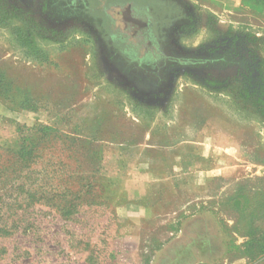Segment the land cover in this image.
I'll list each match as a JSON object with an SVG mask.
<instances>
[{
    "label": "rangeland",
    "instance_id": "rangeland-1",
    "mask_svg": "<svg viewBox=\"0 0 264 264\" xmlns=\"http://www.w3.org/2000/svg\"><path fill=\"white\" fill-rule=\"evenodd\" d=\"M89 12L60 34L35 31L39 59L11 27L34 15L0 24V103L17 114L0 122V147L39 142L21 181L43 197L70 190L64 198L79 206L63 218L10 189L0 264H255L264 257V215H249L264 201V4L89 0ZM160 40L174 57L234 50L238 66L167 62L159 81L104 59L107 41L134 59L158 56Z\"/></svg>",
    "mask_w": 264,
    "mask_h": 264
},
{
    "label": "trees",
    "instance_id": "trees-1",
    "mask_svg": "<svg viewBox=\"0 0 264 264\" xmlns=\"http://www.w3.org/2000/svg\"><path fill=\"white\" fill-rule=\"evenodd\" d=\"M253 1L264 4V0ZM0 2H4L3 4L0 3V24H7L8 19L5 18L6 14L9 15L11 13L14 16L19 12H24L29 16L34 15L31 19L24 20L23 27H17L16 25L11 24L14 35L21 41V46L24 47V55L34 59H39V56L42 55L40 49L36 47L34 41L32 40V34H34L35 31L38 32L41 30L42 32L49 33L51 35L60 34L61 31H58V29L68 25L70 23V17H82L83 22H87L88 19H90L89 0H40V5L36 10H26L24 7L21 8L19 6V0H2ZM12 15L11 17H13ZM36 15H39L41 18L35 19L34 17ZM36 20H38V22ZM100 26L103 28L101 24ZM106 48L112 49L113 52H118L119 50V47L112 41H107ZM234 56H236L234 54V50L229 51L227 49L218 54H214L212 57L198 58L192 56H179L173 58L176 61L175 65L177 66H186L189 68L202 67L211 70L218 69L220 67L238 66L237 63L239 61L235 59L237 56ZM173 58L170 59L172 60ZM139 65L143 68H147L144 64ZM19 109L29 110L28 108H25L23 102L20 103ZM41 132L46 133L43 134V136H47V133L48 135L54 134L53 137L57 135V133L53 132L51 129L44 128ZM42 139L43 137H41V140ZM21 141L22 142L17 146V150L15 152L11 149L0 147V152L5 153L4 157L0 154V204L1 202L2 205L5 204V202L6 204H13L15 200L13 202L10 201L9 197H7L8 191L10 189H20L21 192L25 190V197L21 200V203L26 204L25 207H29L34 204L47 206L48 204V207L54 208L61 217H72L75 213H77V208H79V206L74 200L64 198L66 192L71 194L72 191L66 190L61 198H56V196L43 197L41 195L44 194L42 191H39L38 186H35V189L29 187L31 189L30 190L27 185L25 186V182H22L24 179L29 181L28 175L33 171V168L31 167L37 164L40 160L41 157L39 154L42 151V148L39 146V142H31V139ZM24 172L26 175H23ZM21 179L23 180L21 181ZM259 202L260 201H256V203L250 207L252 208V212L249 215H251L250 217L252 222L257 219L258 217L256 216L261 215V213L264 215V201ZM238 206L239 203L236 201L235 207L237 208ZM9 217H11V215H9L8 218ZM252 217H254V219ZM3 218L5 217L0 215V222ZM9 235L10 230L7 229L5 225H0V236L6 237Z\"/></svg>",
    "mask_w": 264,
    "mask_h": 264
},
{
    "label": "flooded vegetation",
    "instance_id": "flooded-vegetation-1",
    "mask_svg": "<svg viewBox=\"0 0 264 264\" xmlns=\"http://www.w3.org/2000/svg\"><path fill=\"white\" fill-rule=\"evenodd\" d=\"M162 40V39H161ZM160 42L156 43V50L158 51V56L152 55V56H145L143 58H136L134 56V59L129 58L130 55L125 54V56H128L126 59L124 56L122 57L123 54L120 53V50L118 52H113L112 49H108L106 56H104V59L107 63H112L117 60L119 63H124L126 61L129 63L131 66L134 67V69L140 73V74H145L151 76L154 80H159L161 81L162 79L165 78V70L167 67V62H169L171 65H175L176 61L174 60V56L169 53L168 49ZM162 48V49H161ZM119 53L120 60L118 61L117 54ZM170 58H173L172 60ZM113 61L111 62V60ZM171 60V61H168ZM116 62V65H117ZM139 64H144L147 66V68L141 67ZM123 65V64H122ZM152 66V67H151Z\"/></svg>",
    "mask_w": 264,
    "mask_h": 264
},
{
    "label": "crops",
    "instance_id": "crops-1",
    "mask_svg": "<svg viewBox=\"0 0 264 264\" xmlns=\"http://www.w3.org/2000/svg\"><path fill=\"white\" fill-rule=\"evenodd\" d=\"M17 114L13 110H7L5 107L2 106L0 103V122H5L7 125H13L15 122V116ZM261 261L260 263L264 262V257L255 262V264ZM243 264H248V260L243 259ZM238 262H232V264H237Z\"/></svg>",
    "mask_w": 264,
    "mask_h": 264
}]
</instances>
